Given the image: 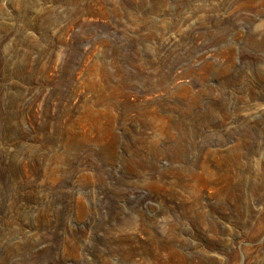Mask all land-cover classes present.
I'll use <instances>...</instances> for the list:
<instances>
[{
    "label": "rangeland",
    "instance_id": "rangeland-1",
    "mask_svg": "<svg viewBox=\"0 0 264 264\" xmlns=\"http://www.w3.org/2000/svg\"><path fill=\"white\" fill-rule=\"evenodd\" d=\"M24 241L264 264V0H0V264Z\"/></svg>",
    "mask_w": 264,
    "mask_h": 264
},
{
    "label": "crops",
    "instance_id": "crops-1",
    "mask_svg": "<svg viewBox=\"0 0 264 264\" xmlns=\"http://www.w3.org/2000/svg\"><path fill=\"white\" fill-rule=\"evenodd\" d=\"M17 249L23 255L24 258L27 257V256H30V255L32 256V254L35 252V247L34 246H31L30 243H28L26 241H24L22 244H19L18 247H17ZM47 253L48 252H44V253L37 254V255L33 256V259L30 256L28 263H35V264L40 263L41 262L40 259H42L43 257H45V254H47ZM51 254L52 253H48V256H49L50 261H51V258L52 259L55 258L53 255H52L53 257H50ZM27 259H28V257H27Z\"/></svg>",
    "mask_w": 264,
    "mask_h": 264
}]
</instances>
